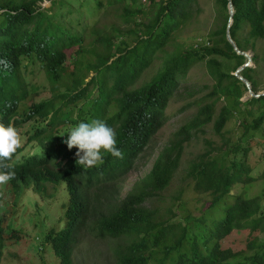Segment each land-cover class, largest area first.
Returning <instances> with one entry per match:
<instances>
[{"label": "trees", "instance_id": "obj_1", "mask_svg": "<svg viewBox=\"0 0 264 264\" xmlns=\"http://www.w3.org/2000/svg\"><path fill=\"white\" fill-rule=\"evenodd\" d=\"M46 2L49 8L42 7ZM231 2L230 35L246 52L251 42L264 39V0ZM214 3L221 27L207 43L187 46L180 38L198 0H95L105 21H116H98L89 30L70 0H0V124L11 123L20 137L34 124L13 155L15 176L7 184L15 198L26 190L40 194L45 185L66 186L64 226L45 236L60 264H74L83 230L113 240L117 264H264V188L255 197L247 191L264 179L252 176L249 163L254 149L264 148V96L242 100L248 89L231 72L247 59L226 37L229 0ZM252 61L259 65L258 56ZM154 66L156 75L144 79ZM202 70L213 91L194 101L195 117L124 194L127 175L166 125L171 101L202 93L196 85ZM255 73L248 67L241 76L258 94ZM40 74L47 85L35 81ZM207 99L211 103L202 105ZM93 119L114 129L122 158L105 155L103 163L85 169L76 164L77 149L68 150L61 136ZM231 121L238 123L233 135L226 130ZM211 124L220 143L206 141L181 187L168 194L184 146ZM3 200L0 189V209ZM11 238L0 211V259Z\"/></svg>", "mask_w": 264, "mask_h": 264}, {"label": "rangeland", "instance_id": "obj_2", "mask_svg": "<svg viewBox=\"0 0 264 264\" xmlns=\"http://www.w3.org/2000/svg\"><path fill=\"white\" fill-rule=\"evenodd\" d=\"M70 1L75 8L79 9L78 18L81 24L87 27V30L91 29L98 21L107 25L116 21L113 17H109L106 22L105 18H103L106 12L104 8H98L95 5V0ZM49 6L50 2L42 5L43 8H49ZM195 10H198V12H195V17L192 19L191 24L184 30L180 38L181 43L187 46L207 43L209 33L221 27V21L217 18L214 0H198ZM73 19L77 20L76 14ZM246 53L251 59L258 56V66L253 61L250 63L246 62V64H249V67H252L256 72L254 78L257 82L258 93H264V39L254 43L251 42ZM225 65L226 68L233 66V64L227 65L226 63ZM157 69V66H154L145 74L144 79H152L156 75ZM196 70L197 68L195 70L192 69L188 76H192ZM235 73L231 72V74ZM35 81L41 85H47L42 74L36 76ZM196 85L203 89L200 95L193 99L176 97L169 104L166 111L167 123L155 136L143 158L137 162L135 168L127 175L124 194L131 189L132 185L150 172L158 154L169 144L175 133L195 117L198 107L193 104L194 101L197 102L201 101L202 98H207V95L213 91L214 82L206 75V71L202 70L199 73ZM44 94L48 93L45 92ZM249 97V94H247L242 100L247 101L250 99ZM209 103H211V100L207 99L202 105ZM222 105L223 102L220 100L216 105V116ZM33 126V123L25 126L20 137V143L24 139V133L32 131ZM237 128L238 123L231 121L226 130L231 131V135H233ZM206 141H211L215 145L220 143L219 138L212 132V124L208 126L205 135L195 136L188 145L184 146L182 166L177 172L168 194H173L181 187L189 162L205 152ZM35 147L36 144L28 147L24 155L32 153ZM263 154V146H257L250 155L249 163L253 169V177L260 178L264 174ZM262 180L247 188L250 197L262 194L264 179ZM0 189L4 194L0 209L4 218V229L6 236L12 237L3 243L0 264H60L52 247L45 244V236L50 230H60L64 226V208L68 203L66 186L64 184L58 186L45 185L43 192L40 194L32 190H26L18 198H15L7 182L0 184ZM206 206H208V201L205 202ZM14 234L21 239L19 240ZM260 238L264 241V234L260 235ZM115 247L116 244L113 240L96 239L83 230L74 247V264H117L114 253Z\"/></svg>", "mask_w": 264, "mask_h": 264}, {"label": "clouds", "instance_id": "obj_3", "mask_svg": "<svg viewBox=\"0 0 264 264\" xmlns=\"http://www.w3.org/2000/svg\"><path fill=\"white\" fill-rule=\"evenodd\" d=\"M62 142L68 150L75 152L76 164L81 168H91L103 163L105 155L122 158L117 147L116 133L103 120L93 119L90 122H79L68 128ZM19 130L11 123L0 124V184L14 178L15 171L10 167L13 155L20 146Z\"/></svg>", "mask_w": 264, "mask_h": 264}, {"label": "water", "instance_id": "obj_4", "mask_svg": "<svg viewBox=\"0 0 264 264\" xmlns=\"http://www.w3.org/2000/svg\"><path fill=\"white\" fill-rule=\"evenodd\" d=\"M235 11H234V7L232 5V2L231 0H229V23H228V27H227V31H226V37H227V40L228 42L230 43V45L233 47L234 51L238 54V55H242L244 56L246 59H247V62L250 63L252 61L251 57L246 53V52H243L241 51L236 43L233 41V39L231 38V35H230V29H231V26L233 25V15H234ZM249 67V64H244L242 67H240L236 73L234 74L235 77H237L241 82H243L246 86V88L248 89V94H249V98H260L261 96H264V93H254L252 91V86H251V83L245 79L244 77L241 76V72L245 69V68H248Z\"/></svg>", "mask_w": 264, "mask_h": 264}]
</instances>
